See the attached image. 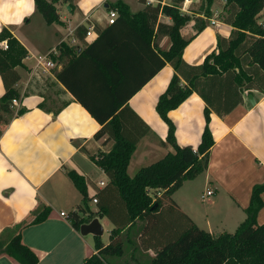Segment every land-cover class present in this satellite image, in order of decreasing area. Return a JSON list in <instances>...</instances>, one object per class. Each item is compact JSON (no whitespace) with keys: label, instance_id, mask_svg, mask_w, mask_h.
I'll return each instance as SVG.
<instances>
[{"label":"crops","instance_id":"1","mask_svg":"<svg viewBox=\"0 0 264 264\" xmlns=\"http://www.w3.org/2000/svg\"><path fill=\"white\" fill-rule=\"evenodd\" d=\"M116 1L74 0L72 7L57 2L59 21L47 23L34 0H0V31L6 28L25 51L21 61L13 66L20 77L14 85L19 92V103L11 104L10 113L0 114V241L8 240L20 230L22 242L38 256L37 264H82L95 253L93 238L88 236L92 234L82 235L71 225L70 212L83 205V197L67 171L82 175L87 195L93 197L106 184L107 177L89 156L98 151L108 152L113 141L105 142L106 136L94 138L100 124L57 79L56 72L70 58L60 53L59 45L66 43L78 55L97 37L98 30L108 26V6ZM121 1L132 13L144 6L139 0ZM222 2L223 8L218 10V2L213 1L210 17L203 13L193 16L203 18L205 27L201 31L196 32L194 20L181 28L182 37L188 40L182 58L188 64H202L208 54L217 52L219 39L229 38L232 26L223 22L227 8L225 1ZM158 20L171 24V19L163 14ZM88 30L92 32L90 37L86 35ZM169 45L167 36L158 41L161 50H167ZM18 50L10 51L11 63L18 57ZM51 50L56 52V67L50 72L34 70L33 58ZM173 73L174 69L166 62L128 101L150 127L131 155L128 174L131 171L134 175L140 167L173 151L166 142L167 124L155 110L157 99ZM198 87L201 94L193 91L168 116L175 125L176 143L196 150L206 124L205 109H208L214 143L209 150L207 167L194 178L184 180L170 196L203 231L212 236L234 233L247 217L253 186L264 182V91L239 90L228 78L202 81ZM4 92L0 76V97ZM249 94L254 104L248 100ZM94 169L102 173L103 179L92 189ZM199 177L205 188L211 187L200 196L202 201L200 191L188 184ZM260 196L262 206L256 223L264 224V191ZM89 202L93 208L88 203L87 208L95 211L96 204ZM44 207L50 209L45 220L29 224ZM98 219L103 234V221L109 220ZM139 225L141 221L136 222L129 235H134ZM138 255L142 262L154 253L149 250ZM129 261L140 263L131 257ZM0 264L20 263L2 254Z\"/></svg>","mask_w":264,"mask_h":264},{"label":"trees","instance_id":"2","mask_svg":"<svg viewBox=\"0 0 264 264\" xmlns=\"http://www.w3.org/2000/svg\"><path fill=\"white\" fill-rule=\"evenodd\" d=\"M73 1L34 0V3L45 21L53 23L59 21L55 4L62 2L72 7ZM182 1L146 5L144 0H139L143 8L132 13L126 3L117 0L108 6L117 11L116 21L98 30L97 37L78 55L66 43L59 45L60 53L70 58L56 72L57 79L100 124L94 138L106 136L105 142L113 141L108 152L98 151L89 156L107 177L106 184L94 195L95 211L87 208L93 197L87 195L84 177L74 170L67 171L83 197V205L70 212L72 227L79 231L82 223L95 217H106L113 225L109 242L96 240L95 253L82 264H118L111 259L127 252L138 264H264V224L256 223L264 182L253 186L247 217L234 233L212 236L198 228L170 195L184 180L194 178L208 165L209 150L214 143L209 112L205 109L206 124L196 150L176 143L175 125L168 116L193 91L201 94L198 84L202 81L228 78L239 90L264 91V23L257 21L264 0H224L227 14L223 22L231 25L232 31L229 38L218 40L217 52L208 54L200 65L183 60L188 40L180 30L194 20L198 32L205 27V22L201 17L180 12L178 6ZM209 4L203 11L205 17H210ZM160 14L169 17L171 24L160 22ZM164 36L170 39L167 50L158 47V40ZM1 41H6L8 48H0V76L5 89L0 97V114L10 113L12 99L19 98L14 85L20 77L13 66L25 55L6 28L0 31ZM13 49L19 50L11 63ZM51 57L57 61L54 55ZM166 62L174 73L159 95L155 110L167 124L166 142L173 151L130 176L127 167L131 155L150 127L128 101ZM49 212L44 207L29 224L45 220ZM137 221L141 225L134 235H129ZM149 250L153 251V257L141 262L138 254ZM2 254L20 264L38 262V256L22 242L20 230L8 240L0 241ZM122 264L129 261L124 260Z\"/></svg>","mask_w":264,"mask_h":264},{"label":"rangeland","instance_id":"3","mask_svg":"<svg viewBox=\"0 0 264 264\" xmlns=\"http://www.w3.org/2000/svg\"><path fill=\"white\" fill-rule=\"evenodd\" d=\"M208 1L209 0H191V3H190V5H189V8H188V13L187 14H190L192 17L193 16H195L196 14H200V13H203V11H205L207 8H208ZM213 1L214 0H211V3L209 4L210 6L212 5V3H213ZM216 2H218L217 4H218V6H220L219 7V9L218 10H221L222 8H223V2H222V0H216ZM166 3L167 4H171V0H166ZM210 6H209V9H210ZM220 17L222 18L223 17V15L221 16L220 15ZM257 21L260 23V24H263L264 23V9H263V11L261 12V13H259V15H258V17H257ZM188 23V22H187ZM186 23V24H187ZM159 41V40H158ZM129 174H130V176L131 175H133V172H131V171H129ZM101 179H103V176H102V173L98 170V171H96L95 169L93 170V176H92V184H90V187H92V189L93 188H95V185H97V183L101 180ZM201 177H199V179H197L196 181H189V183L188 184H192V185H194L195 186V189L196 190H199L200 191V195H199V200L200 201H202L201 200V195L203 194V193H206V189H210L211 187H209V188H205L204 187V185L203 184H201ZM205 188V190L204 191H201L202 189H204ZM88 192H89V194L91 193V190H90V188L88 189ZM207 198V197H206ZM204 201H206V200H204ZM88 205L91 207V208H93V205L90 203V202H88ZM62 210H64V212L66 211V212H68L65 208H63ZM103 223H104V229H105V231H104V233L102 234V235H100V236H94V235H88V236H92V242H93V244H95V241L96 240H98V241H100V242H102V243H107L108 241H109V237H110V232H109V230L112 228V225H111V223L109 222V221H107L106 223H105V221H103ZM129 252H127V254H125L123 257L124 258H117L116 257V259L114 258H112L111 260L113 261V262H116V263H118V264H122V262H124V260H128L129 261V258H130V254H128ZM146 260V259H145ZM129 264H135V263H132V262H130L129 261Z\"/></svg>","mask_w":264,"mask_h":264},{"label":"built area","instance_id":"4","mask_svg":"<svg viewBox=\"0 0 264 264\" xmlns=\"http://www.w3.org/2000/svg\"><path fill=\"white\" fill-rule=\"evenodd\" d=\"M166 4L164 0H144V4L146 5H155V4ZM191 3V0H183L181 4L178 6V10L182 13H188V8ZM118 17V13L114 9H108L107 10V24H113ZM211 23H214L212 20ZM87 36H92L91 30H88L86 32ZM0 48L6 50L8 48L6 41L0 42ZM56 52L55 50L49 51L45 55H38L35 56L34 59V70H39L40 72H50L52 69L56 67V61L52 59V55H54ZM19 98H13L11 104H18ZM100 184H103V182H100ZM207 194H210L208 191ZM93 203H97L96 197L93 196L92 198ZM60 215H64V212H61Z\"/></svg>","mask_w":264,"mask_h":264},{"label":"water","instance_id":"5","mask_svg":"<svg viewBox=\"0 0 264 264\" xmlns=\"http://www.w3.org/2000/svg\"><path fill=\"white\" fill-rule=\"evenodd\" d=\"M248 100L251 104H254V99L251 94L248 95ZM79 232L82 235L92 234L94 236H100L102 235L103 228L98 217H95L88 222L82 223L79 227Z\"/></svg>","mask_w":264,"mask_h":264}]
</instances>
